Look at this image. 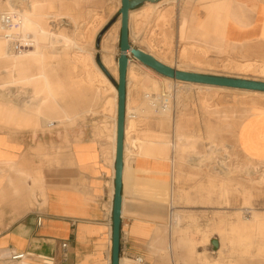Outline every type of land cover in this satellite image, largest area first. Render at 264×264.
<instances>
[{
	"label": "rangeland",
	"instance_id": "374dc122",
	"mask_svg": "<svg viewBox=\"0 0 264 264\" xmlns=\"http://www.w3.org/2000/svg\"><path fill=\"white\" fill-rule=\"evenodd\" d=\"M26 1L0 0V5H3L0 6V100L2 102L0 130L18 134L28 132L33 146L30 150L33 156V168L39 171V177L34 178V182L41 181L42 174L44 179L49 181L56 173L59 159H63L68 150V130L92 127L100 138L111 140L109 134L114 114L113 104L110 103L106 108L99 107L100 98L97 95L101 84L90 85L84 82L83 76L85 69L90 71L93 69L102 72L113 86V82L117 80L115 72L108 71L101 60L103 55H110L114 68V63H117L120 32V25L118 26L117 22L120 16V1L37 0L36 2L32 0L43 16L42 27H45V31L50 30V33L48 32L50 35L41 41L40 50L32 54L35 55V60L30 66L34 73L33 88L40 101L37 102L39 103L37 107L44 117L52 121L51 125L45 122V118L36 120L30 114L27 116L21 114L16 121L12 120L13 101L6 89L10 75L14 70L19 75L28 73L23 68L27 67L26 59L14 63L15 45H12L18 40L21 30L28 28L29 25L22 20L21 15H29L26 11ZM255 2L264 4V0ZM220 3L221 0L164 1L156 8L157 10H154L156 12L150 13L151 15L146 14L142 17L135 15L131 19L129 41L132 46L151 54L164 64L174 67L177 62L186 66L184 71L264 82V72L245 73L233 70L231 67L235 61L244 60L262 63L263 67L264 47L261 46V51L258 52H251L249 48L235 49L234 44L213 35L212 27L206 26L205 18L210 15L215 25L220 15L224 23L233 18L235 21L238 19L239 25H245L243 5L239 0H224L221 8ZM14 4L16 7L13 6ZM142 5L144 3L135 9ZM12 8L16 9L13 14L17 13L18 24L14 21L12 23L7 15ZM186 17L190 24L187 29ZM28 29H26L27 34L35 36V28ZM190 43H197L205 48L201 50L202 52L197 48L194 51V48L189 46ZM86 54H90L88 56L91 64L86 65L81 58H78ZM195 57L199 59V64L194 62V59H197ZM98 61L107 70L109 76L105 74ZM136 64L138 65L131 66V75L127 80L129 83L125 114L128 121L127 156L131 154L136 156L139 148L142 154H155L169 161L168 168L163 174L169 178L162 183L160 197L165 208V229L168 230L169 227V237L171 236L169 243L173 249H170L173 255L171 264L174 255L178 258L177 264H264V158H250L243 155L239 150L237 139L238 135L241 138L246 135L250 140V149L255 150L259 156H264V99L246 92L252 91L249 89L212 85L224 87V90L215 91L216 94H213L215 93L213 91L205 94L195 87L194 82L179 81L173 87H169L165 80H162V83L158 84L155 96L162 99V104L168 103L169 111L164 109L161 112L160 109H154L150 105L147 99L148 92L142 90L139 85L141 81L148 84L153 78L149 77L147 71L143 72V67L139 63ZM112 65L111 68L114 69ZM108 93L113 95L110 89L107 90ZM7 98L10 100L7 101ZM148 122L155 123L160 132L152 134L151 140H144L145 137L141 135L139 129ZM59 131L65 134V140ZM140 138H143L141 142H139ZM146 145L154 152L146 151L144 149ZM43 146L45 150H42ZM162 148L165 149L163 153H161ZM47 152L50 153L49 157ZM172 158H175L174 164L171 163ZM66 164L68 165L69 162L66 161ZM125 164L127 174V158ZM174 167L178 172L176 169L173 170ZM224 168L229 171L227 176L222 174ZM171 175H174L173 179ZM220 181L227 186L223 199L218 195L222 184ZM240 221L250 224H247L248 231L251 230V233L248 232L250 235L248 238L240 236L241 230L238 224ZM256 221L263 226V231L258 228V223L255 224ZM234 224H236L235 228ZM212 238H216L220 244L217 249L211 244ZM257 248L263 251L259 250L260 254H258ZM166 254L170 256L169 250Z\"/></svg>",
	"mask_w": 264,
	"mask_h": 264
},
{
	"label": "crops",
	"instance_id": "0c3cea01",
	"mask_svg": "<svg viewBox=\"0 0 264 264\" xmlns=\"http://www.w3.org/2000/svg\"><path fill=\"white\" fill-rule=\"evenodd\" d=\"M239 1L245 25L224 23L220 15L211 32L234 44L235 49L261 51L264 4ZM223 3L221 0L220 8ZM188 26L186 17V29ZM136 61L130 60L129 64L139 63L143 72L147 71L159 85L162 83L166 76ZM127 75L128 67L126 103ZM139 131L144 140H151L152 134L160 132L152 122L143 124ZM67 132V156L59 159L56 173L49 181L42 174L41 181L34 182L30 151L33 146L28 132L0 130V264H112L115 157L111 140L100 138L92 127ZM59 134L65 140V134L60 131ZM125 138L124 131V144ZM237 139L243 155L264 158L250 149L246 135L243 138L238 135ZM124 158L125 153L118 264H171L173 249L169 246V227L165 229V208L160 197L162 183L169 178L163 175L169 161L155 154H142L138 148L136 156L126 155L128 172L124 175ZM168 250L170 256L166 254ZM15 253L24 256L11 259ZM137 258L142 262L138 263ZM177 261L174 255L173 264Z\"/></svg>",
	"mask_w": 264,
	"mask_h": 264
},
{
	"label": "bare ground",
	"instance_id": "6f19581e",
	"mask_svg": "<svg viewBox=\"0 0 264 264\" xmlns=\"http://www.w3.org/2000/svg\"><path fill=\"white\" fill-rule=\"evenodd\" d=\"M72 1V0H71ZM119 1H121V0H119ZM164 1H167V0H159V1H156V2H150V1H146V2H144V5H142V6H140L139 8H137V9H132V10H130L129 11V23H128V25H129V28H131V19L133 18V17H135V15H136V17H138V16H140V17H142L143 15H146V14H152L153 13V11L162 3V2H164ZM256 1V0H255ZM11 2V1H10ZM36 2H37V0H36ZM46 2H47V0H46ZM258 2V1H257ZM4 3V2H3ZM25 3V2H24ZM26 3H27V9H26V11L28 12V14L29 15H27V16H24L23 14H21L23 17V21H25V23H27V25H28V28H32V29H34L35 28V32H34V34H35V36L33 35V36H29L28 34H27V31H26V29L27 30H29L28 28H21L22 30H21V33H20V35H19V38H18V40L14 43V44H12L13 46L15 45V49H13L14 50V52H13V55L15 56V62L14 63H16L18 60H20V59H26V63H27V67L26 66H24L23 68H25L26 69V71L28 72V73H25L24 75H19L17 72H16V70H14L12 73H11V75H10V82H9V85H8V87L6 88L7 89V93H8V95H9V97H10V99L13 101V106L11 105V108H12V120L13 121H16L17 120V118L20 116L21 117V114H26V116L27 115H32L36 120H39V119H43V118H45L44 120H45V122L47 123V124H49V125H51L50 123L52 122L49 118H46V117H44L43 115H42V113L39 111V108L37 107V105H39V103H37L38 101H39V96H38V94L34 91V88H33V83H34V80H33V74L34 73H32V69H31V67L32 66H30V64L32 63V61L33 60H35L34 58H35V55H33L32 56V54L33 53H35V52H37V51H39L40 50V48H41V41H43V39H45L46 37H48L50 34V30L49 31H45L44 30V28L45 27H42V18H43V16L38 12V9H37V7L35 6L36 4H34V2L32 1V0H27L26 1ZM44 3H45V1H44ZM166 3V2H165ZM8 4V3H7ZM11 4V3H10ZM15 4H16V2H15ZM15 4L13 5V6H15ZM46 4V3H45ZM53 5V4H52ZM121 5V2H119V6ZM0 6H3L2 4L0 5ZM12 5H11V7H13ZM16 6H17V4H16ZM15 6V7H16ZM18 6H19V3H18ZM38 6V5H37ZM10 7V6H9ZM39 7V6H38ZM48 7V6H47ZM50 7V6H49ZM55 7V6H54ZM5 8V7H4ZM25 8V7H24ZM6 9V8H5ZM48 9V8H47ZM184 9V8H183ZM6 10H8V9H6ZM15 10L16 9H14L13 10V8L12 9H10L8 12H9V14H7V15H9V20L12 22V21H14V23L16 22V24H18L17 23V17H16V15H17V13H16V15H14L13 14V12H15ZM71 10V9H70ZM157 10V9H156ZM212 10V9H211ZM236 10V9H235ZM4 11V10H3ZM18 11V10H17ZM47 11V10H46ZM159 11V10H158ZM214 11V10H213ZM216 11V10H215ZM241 11V10H240ZM6 12V11H5ZM19 12V11H18ZM154 12H156V11H154ZM236 12H238V11H236ZM7 13V12H6ZM42 13V12H41ZM233 13V12H232ZM1 14H3V13H1ZM5 14V13H4ZM51 14V13H50ZM150 14V15H151ZM214 14V13H213ZM216 14V13H215ZM229 14V13H228ZM53 15V14H52ZM240 15V14H239ZM243 15V14H242ZM49 16V12L47 13V17ZM214 16V15H213ZM230 16V15H229ZM46 17V18H47ZM52 17V16H51ZM207 17V16H206ZM236 17V16H235ZM238 17V16H237ZM242 17V16H241ZM19 19H20V17H18ZM50 18V17H49ZM45 19V18H44ZM206 19V21H204L205 23H206V26L207 27H212V28H215V24L212 22L214 19H213V17H211V15L209 16V17H207V18H205ZM229 18H227V20H228ZM21 20V19H20ZM20 20H18V21H20ZM119 20H120V16H119ZM119 20H118V26L120 25V22H119ZM238 20V19H237ZM235 21V20H233V18L231 19L230 18V21L231 22H233V23H236V24H238V21ZM51 21V20H50ZM44 22V21H43ZM1 23V22H0ZM13 23V22H12ZM5 24V23H4ZM7 24V23H6ZM22 24V23H21ZM44 25V24H43ZM239 25V24H238ZM14 26H17V25H14ZM19 26V25H18ZM205 26V25H204ZM21 27V26H20ZM25 27H27V26H25ZM47 27H49V25L47 26ZM18 28V27H17ZM6 29V28H5ZM19 29V28H18ZM18 29H17V31H18ZM9 31H10V28L8 29ZM15 30V29H14ZM31 30V29H30ZM193 31V30H192ZM20 32V31H19ZM49 32V33H48ZM187 32V31H186ZM193 33V32H192ZM201 33V32H200ZM15 34V33H14ZM19 34V33H18ZM55 33H53V35H54ZM191 34V33H190ZM17 35V34H16ZM1 36V35H0ZM201 36H202V33H201ZM63 37V36H62ZM5 38V37H4ZM66 38V37H65ZM7 39V38H6ZM8 39H11L10 37H8ZM14 39H15V37H14ZM69 39V38H68ZM202 40V39H201ZM71 42H73V41H71ZM57 43V42H56ZM11 45V46H12ZM105 45V44H104ZM102 46V45H101ZM107 46V45H106ZM190 47L192 46L193 48H194V51H195V48H197V49H199L200 51L201 50H204V46H202V45H200V44H197V43H190V45H189ZM52 47V46H51ZM190 47H189V49H190ZM191 47V48H192ZM55 48V47H54ZM57 48V47H56ZM59 48V47H58ZM103 48V47H102ZM106 48V47H105ZM109 48V47H108ZM152 49V48H151ZM196 49V50H197ZM56 50V49H55ZM59 50V49H58ZM103 50V49H102ZM191 50V49H190ZM104 51H106V50H104ZM103 51V52H104ZM198 51V50H197ZM42 52V51H41ZM187 52V51H186ZM202 52V51H201ZM203 52H205V51H203ZM56 53V52H55ZM65 53V52H64ZM108 53V52H107ZM195 53V52H194ZM199 53V52H198ZM197 53V54H198ZM196 54V53H195ZM88 55H90V54H86V55H81V56H79L78 58L80 59L81 58V60L87 65V64H91V61H90V59H89V56ZM201 55V54H200ZM205 55V54H204ZM110 55H103V57H102V64L105 66V68L108 70V71H110V70H112V71H114L115 72V75H116V77L118 76V71H117V66H116V64L117 63H114V66H115V68L113 67V63H112V60H111V58L109 57ZM195 56H197V55H195ZM203 56V55H202ZM184 57V56H183ZM199 57V56H198ZM29 58H31V59H29ZM57 58V57H56ZM65 58V57H64ZM91 58V57H90ZM195 58H197V57H195ZM27 59H28V61H27ZM198 59V58H197ZM197 59H194V62H196V63H198L199 64V59L197 60ZM11 60H12V58H11ZM30 61V62H29ZM45 62V61H44ZM181 62H183V61H181ZM234 62V61H233ZM233 62H231L232 64H233ZM236 62V61H235ZM234 62V64L232 65V64H230V65H232L231 67L233 68V70L235 69V70H237V71H240V72H260V74L262 73V72H264L263 71V68H264V65H263V67H262V63L260 64V63H256V62H254V61H249V60H244V61H241V62H236L235 63ZM33 63H34V61H33ZM32 63V64H33ZM12 64H13V62H12ZM28 64H29V66H28ZM229 64H227V65H229ZM111 65H112V67L114 68V69H112L111 68ZM131 66H132V63H130L129 64V66H128V75H127V78L129 79L130 77H129V75H131L130 73H131ZM175 67H176V69L177 70H179V71H184V68L186 67H184L182 64H180V63H177L176 62V64H175ZM228 68V67H227ZM39 69V68H38ZM145 69V68H144ZM10 71V70H9ZM23 71V70H22ZM40 71V70H39ZM38 71V72H39ZM37 74V73H36ZM39 74V73H38ZM46 74H47V72H46ZM48 75V74H47ZM47 75H46V77H47ZM133 75V74H132ZM38 76V75H37ZM84 82L86 81L87 83H89L90 85H92V84H94V83H96V84H101V85H99V86H101V89L99 90V93H98V95L97 96H99V98H100V102H99V107H102V108H106V106L107 105H109L110 103H112L113 104V110H114V114H113V120H112V127H110V137H111V145H112V147H111V149H112V154H113V156L115 157V141H116V115H117V90H116V87H114L112 84H111V82L106 78V76L102 73V72H100V71H98V70H87V69H85V71H84ZM144 77H145V75H144ZM138 78V77H137ZM127 79V80H128ZM152 79V78H151ZM150 79V80H151ZM165 82H166V84L167 85H169V87H173L174 85H176L177 84V82H179V81H181V80H177V79H174V78H170V77H166L165 79ZM46 81V80H45ZM182 82H184V81H182ZM186 82H191V81H186ZM48 83V82H47ZM45 84H46V82H45ZM192 84V83H191ZM194 84H196V88L200 91V92H203V93H205V94H208V92H215V91H219V90H224L223 88L224 87H213L212 86V84H207V83H198V82H194ZM17 85V86H16ZM139 85H140V87H141V89L142 90H145L146 92H148L147 93V99H148V101H149V103H150V105L152 106V107H154V109H157V110H159L160 109V111L162 112L164 109H167V107L169 106L168 105V103L167 104H165L164 102V104H162L161 103V101H162V99H158L157 98V96H155V92L157 91V88H158V83L156 82V81H154V80H152L150 83H148V84H144L142 81L139 83ZM38 86V85H37ZM49 86V85H48ZM218 86V85H217ZM219 86H221V85H219ZM168 87V86H167ZM227 87V86H226ZM47 88V87H46ZM234 88H236V87H234ZM1 89V88H0ZM108 89H110L112 92H113V95L111 96L109 93L107 94V90ZM178 89V88H177ZM241 89V88H240ZM244 89V88H243ZM53 90V89H52ZM249 90H252V91H246V92H249V94H253V96L254 97H259V98H262V99H264V91H259V90H253V89H249ZM212 92V93H213ZM217 92H215V93H213V94H216ZM4 94H6L5 92H4ZM248 94V95H249ZM7 95V94H6ZM72 95V94H71ZM42 96V95H41ZM75 96V95H74ZM146 97V96H145ZM207 97V96H206ZM51 98H52V96H51ZM73 98V97H72ZM9 98H7V101H9L8 100ZM53 99V98H52ZM207 99V98H206ZM47 100V99H46ZM112 100V101H111ZM3 101V100H2ZM159 101H160V103H159ZM260 101V100H259ZM40 102V101H39ZM0 103H2L1 102V100H0ZM7 102H5V104H6ZM41 103H43V102H41ZM148 103V104H149ZM205 103V102H204ZM46 104V103H45ZM98 104V103H97ZM206 104V103H205ZM29 105V106H28ZM48 105V104H47ZM43 106H45V105H43ZM97 106V107H98ZM149 106V105H148ZM8 107H10V106H8ZM46 107V106H45ZM96 107V106H95ZM4 107H2V109H3ZM42 108V107H41ZM169 108V107H168ZM1 109V108H0ZM52 110V109H51ZM168 110V109H167ZM167 110H165L166 112H167ZM164 111V112H165ZM169 111V110H168ZM11 114V113H10ZM125 114H126V110H125ZM166 114V113H165ZM166 117V116H165ZM10 118V117H9ZM7 119V118H6ZM5 119V120H6ZM20 119V118H19ZM11 120V119H10ZM18 121H20V120H18ZM33 122H36V121H33ZM44 122V123H45ZM173 123H174V121H172ZM58 123V122H57ZM23 124V123H22ZM56 124V123H55ZM103 126V125H102ZM44 127H47V126H45L44 125ZM106 127V126H105ZM42 128V127H41ZM127 128H128V121H127V119L125 118V134H126V138H125V144H124V149H123V153H125V158H124V160L126 159V153H127V151H128V147H127V143H129V142H127L128 140H127ZM109 130V129H108ZM108 130H106V132L108 131ZM107 134H108V132H107ZM251 136H252V133H251ZM181 139V138H180ZM174 141V140H173ZM179 142V141H178ZM209 143H211V142H209ZM146 151H148V152H154V151H152L151 150V148H149L148 149V145H146V147L144 148ZM218 151V150H217ZM163 152H165V149L164 148H162L161 149V153H163ZM216 152V151H215ZM222 152V151H221ZM254 152H255V150H254ZM258 152V151H257ZM224 153V152H223ZM256 153V152H255ZM217 155V154H216ZM151 156H154V155H151ZM150 157V156H149ZM155 157V156H154ZM161 158H163V157H161ZM160 158V159H161ZM225 158V157H224ZM223 158V159H224ZM112 159V158H111ZM155 159V158H154ZM175 159V158H174ZM174 159L172 158V160H171V163L172 164H174ZM218 159V157L216 158V160ZM162 160V159H161ZM164 160H166L165 158H164ZM179 161V160H178ZM264 161V160H263ZM175 162H176V160H175ZM221 162V161H220ZM176 163H178V162H176ZM181 164V163H180ZM1 165V164H0ZM216 165H219V164H217L216 163ZM220 167V166H219ZM17 168V167H16ZM178 169H179V167H177ZM217 168V167H216ZM222 168V167H221ZM15 169V168H14ZM19 169V168H18ZM20 169H22L21 167H20ZM174 169H176L175 167L173 168V170ZM177 170V169H176ZM219 170H220V168H219ZM17 171H19V170H17ZM27 171H28V169H27ZM26 171V172H27ZM31 171V170H30ZM126 171H127V168H126V166H125V168H124V171H123V173H124V175H126ZM165 171L166 170H164V172H163V174L165 173ZM177 172H178V170H177ZM218 172H221V171H218ZM228 169H223L222 170V174L223 175H226L227 176V174H228ZM25 173V172H24ZM180 173V172H179ZM236 173V172H235ZM33 176H34V178H37V177H39V171L37 170V169H33ZM236 176V175H235ZM124 177V176H123ZM169 177V176H168ZM258 177V176H257ZM174 178V175H171V179H173ZM232 179H233V177H232ZM231 180V179H230ZM214 181V180H213ZM216 181V180H215ZM263 181V180H262ZM221 182V181H220ZM211 183V182H210ZM217 183H218V181H217ZM222 183V182H221ZM210 185V184H209ZM217 186H219L218 184H217ZM221 187H220V194H218V195H220V197L219 198H221L222 197V199H223V196H225V194H226V188H227V186H225L224 185V183H222L221 185H220ZM232 186H233V184H232ZM38 187V186H37ZM41 188V187H40ZM207 188V187H206ZM229 188V187H228ZM173 189V188H172ZM215 189V188H214ZM42 190V189H41ZM216 190V189H215ZM237 190V189H236ZM212 191V190H211ZM216 192V191H215ZM212 193V192H211ZM183 194H184V192H183ZM214 194V193H213ZM172 195H173V190H172V192H171V197H172ZM182 195V194H181ZM232 195V194H231ZM185 196V195H184ZM188 199V198H187ZM228 200V199H227ZM230 200V199H229ZM221 201V200H220ZM170 202V201H169ZM221 203H222V201H221ZM231 203V202H230ZM225 204V203H224ZM227 205V204H226ZM229 206V205H228ZM223 207V206H222ZM221 207V208H222ZM230 207V206H229ZM220 208V207H219ZM216 212V211H215ZM220 212V211H219ZM224 212V211H223ZM227 212V211H226ZM229 212V211H228ZM230 212H232V211H230ZM229 212V213H230ZM234 212V211H233ZM236 212V211H235ZM228 214V213H227ZM237 214V213H236ZM219 215V214H218ZM221 215V214H220ZM224 215H226L225 213H224ZM234 216V215H233ZM236 216V215H235ZM240 216V215H239ZM223 218V217H222ZM232 218H235V217H232ZM244 218V217H243ZM248 218V217H247ZM227 219V218H226ZM237 219V218H236ZM253 219V218H252ZM242 220V219H241ZM262 220V219H261ZM221 221H223V219L221 220ZM227 221V220H226ZM230 221V220H229ZM231 221H232V219H231ZM238 221V220H237ZM219 222H220V220H219ZM238 223V222H237ZM250 223V222H249ZM253 223V222H252ZM256 223H258L257 221L255 222V224ZM238 224H240L239 226H240V230H241V234H240V236L241 237H247L248 238V236H250L249 235V233L248 232H250L251 230H249L248 231V227H247V222L245 223V222H239ZM264 224V223H263ZM236 224H234L233 225V227L235 226ZM248 225H250V224H248ZM239 226H237V227H239ZM256 226V225H255ZM257 226H258V228L259 229H263V226L260 224V223H258L257 224ZM220 227V226H219ZM230 227H231V225H230ZM174 228V227H173ZM235 228V227H234ZM257 228V229H258ZM224 229V228H223ZM238 229V230H239ZM250 229V228H249ZM253 230H254V228H252ZM255 229H256V227H255ZM235 230V229H234ZM234 230H232V231H234ZM259 231V230H258ZM263 231V230H262ZM235 232H238V231H235ZM260 232V231H259ZM233 233V232H232ZM251 233V232H250ZM252 233H254V232H252ZM258 234V233H257ZM236 235V234H235ZM238 235V234H237ZM255 235H256V233H255ZM264 236V235H263ZM171 237V236H170ZM225 237V236H224ZM258 237H259V234H258ZM251 238V237H250ZM252 238H253V236H252ZM171 240V239H170ZM230 243H232V241L230 242ZM171 245V244H170ZM220 244H219V242H218V247H220L219 246ZM244 245V244H243ZM249 245V244H248ZM254 245V244H253ZM240 246V245H239ZM217 247V248H218ZM216 248V249H217ZM245 250V249H244ZM248 250V249H247ZM257 250L259 251H263V250H261V249H258L257 248ZM260 251H259V253L258 254H260ZM217 252H219V251H217ZM246 252V251H245ZM244 252V253H245ZM248 252V251H247Z\"/></svg>",
	"mask_w": 264,
	"mask_h": 264
},
{
	"label": "water",
	"instance_id": "95a60500",
	"mask_svg": "<svg viewBox=\"0 0 264 264\" xmlns=\"http://www.w3.org/2000/svg\"><path fill=\"white\" fill-rule=\"evenodd\" d=\"M146 1L156 2L157 0H121V5L119 8L120 32L119 54L117 57L118 76L117 80L113 82L117 90V115L114 164V196L112 207V264H118L119 261L121 186L126 110V71L129 64V56L133 59L138 60L139 62L153 69L159 74L177 80L264 91L263 81L245 80L239 78L199 74L188 71H179L175 66L171 67L167 64H164L163 62L154 58L151 54L132 46L129 41V11L138 7L140 4ZM99 64L105 74L109 76V73L103 67V65H101L100 62ZM211 244L216 249L218 246L217 239L212 238Z\"/></svg>",
	"mask_w": 264,
	"mask_h": 264
},
{
	"label": "built area",
	"instance_id": "2783aa9c",
	"mask_svg": "<svg viewBox=\"0 0 264 264\" xmlns=\"http://www.w3.org/2000/svg\"><path fill=\"white\" fill-rule=\"evenodd\" d=\"M130 60H132V58L129 56V61ZM23 256H24L23 253H15V254H12L11 259H21V258H23ZM63 259H65V257H63ZM136 261L138 263H141L142 259L141 258H137Z\"/></svg>",
	"mask_w": 264,
	"mask_h": 264
}]
</instances>
